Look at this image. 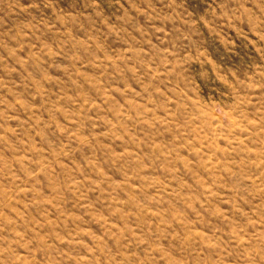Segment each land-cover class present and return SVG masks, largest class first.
Instances as JSON below:
<instances>
[{
	"label": "rangeland",
	"instance_id": "rangeland-1",
	"mask_svg": "<svg viewBox=\"0 0 264 264\" xmlns=\"http://www.w3.org/2000/svg\"><path fill=\"white\" fill-rule=\"evenodd\" d=\"M0 264H264V0H0Z\"/></svg>",
	"mask_w": 264,
	"mask_h": 264
}]
</instances>
